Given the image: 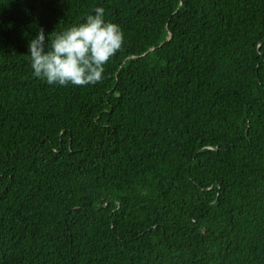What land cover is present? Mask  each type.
<instances>
[{
  "label": "trees",
  "instance_id": "obj_1",
  "mask_svg": "<svg viewBox=\"0 0 264 264\" xmlns=\"http://www.w3.org/2000/svg\"><path fill=\"white\" fill-rule=\"evenodd\" d=\"M97 7L102 80L35 77ZM0 264H264V0H0Z\"/></svg>",
  "mask_w": 264,
  "mask_h": 264
},
{
  "label": "clouds",
  "instance_id": "obj_2",
  "mask_svg": "<svg viewBox=\"0 0 264 264\" xmlns=\"http://www.w3.org/2000/svg\"><path fill=\"white\" fill-rule=\"evenodd\" d=\"M94 13L63 32L46 37L42 28L38 31L28 45L35 77L49 85L80 87L102 80L105 66L122 49L124 37L117 24L105 21L102 7Z\"/></svg>",
  "mask_w": 264,
  "mask_h": 264
}]
</instances>
